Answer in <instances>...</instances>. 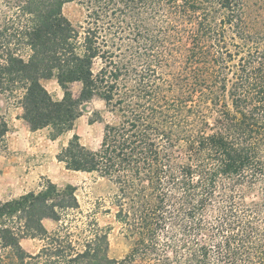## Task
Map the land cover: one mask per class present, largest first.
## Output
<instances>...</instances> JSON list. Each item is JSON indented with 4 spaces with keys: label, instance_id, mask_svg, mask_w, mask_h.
<instances>
[{
    "label": "trees",
    "instance_id": "trees-1",
    "mask_svg": "<svg viewBox=\"0 0 264 264\" xmlns=\"http://www.w3.org/2000/svg\"><path fill=\"white\" fill-rule=\"evenodd\" d=\"M73 1L87 11L79 28L62 13ZM12 8L0 22V95L20 91L30 130L53 138L73 128L84 103L103 100L112 119L98 148L74 134L57 159L114 186L129 248L110 258V229L95 215L75 226L67 217L80 209L75 187L47 180L0 202V264H264V18L243 0H17ZM52 79L58 100L43 85ZM7 132L0 115V140ZM25 239L39 250L24 251Z\"/></svg>",
    "mask_w": 264,
    "mask_h": 264
},
{
    "label": "rangeland",
    "instance_id": "rangeland-1",
    "mask_svg": "<svg viewBox=\"0 0 264 264\" xmlns=\"http://www.w3.org/2000/svg\"><path fill=\"white\" fill-rule=\"evenodd\" d=\"M15 2L17 0H0V22L12 14L13 8L11 7ZM243 2L246 5V11L251 14L256 13L259 18H264V0H243ZM62 13L75 28H79L84 25L87 11L81 2L73 1L63 6ZM4 29H7L6 34L10 35L16 28L8 24ZM22 51L20 54L25 57L27 53H22ZM43 85L54 100L62 97L61 88L55 80L44 81ZM71 89L74 95H77L79 85L74 84ZM19 92H14L12 95H0V115L3 116L8 126L7 134L3 140H0V202L16 199L30 191L36 192L47 180L58 189L71 185L76 189L75 194L80 209L76 212H69L67 216L69 220L75 226H81L86 216L94 218L95 215L99 226L110 229L108 256L112 259L123 258L128 252L129 241L114 218V208L111 206L114 186L107 179L99 178L94 173L68 171L57 159L60 150L66 147L74 134L87 149L94 151L98 148L103 125L112 119L103 100L95 96L89 102L84 103L81 106L82 115L75 121L73 128L53 138L49 129L30 130L22 118ZM96 114L100 119L94 120ZM43 225L48 231L56 228V225L49 219L44 220ZM20 245L24 251L33 254L39 250L41 243L38 240L25 239ZM5 252L7 251L0 249V260L5 257Z\"/></svg>",
    "mask_w": 264,
    "mask_h": 264
}]
</instances>
